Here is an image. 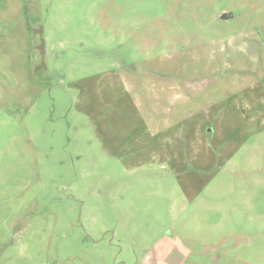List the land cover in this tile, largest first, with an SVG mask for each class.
Returning <instances> with one entry per match:
<instances>
[{
    "label": "rangeland",
    "instance_id": "rangeland-1",
    "mask_svg": "<svg viewBox=\"0 0 264 264\" xmlns=\"http://www.w3.org/2000/svg\"><path fill=\"white\" fill-rule=\"evenodd\" d=\"M0 264H264V0H0Z\"/></svg>",
    "mask_w": 264,
    "mask_h": 264
},
{
    "label": "water",
    "instance_id": "water-1",
    "mask_svg": "<svg viewBox=\"0 0 264 264\" xmlns=\"http://www.w3.org/2000/svg\"><path fill=\"white\" fill-rule=\"evenodd\" d=\"M223 18H224V19H228V16H227V15H224Z\"/></svg>",
    "mask_w": 264,
    "mask_h": 264
}]
</instances>
